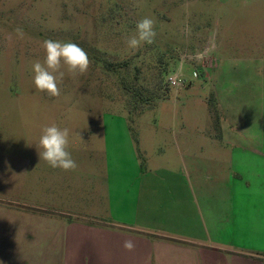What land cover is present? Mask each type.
I'll use <instances>...</instances> for the list:
<instances>
[{
  "label": "rangeland",
  "instance_id": "1",
  "mask_svg": "<svg viewBox=\"0 0 264 264\" xmlns=\"http://www.w3.org/2000/svg\"><path fill=\"white\" fill-rule=\"evenodd\" d=\"M144 17L155 41L130 49L125 40ZM45 39L77 43L91 61L83 75L62 66L58 97L33 83ZM222 113L237 138L261 149L264 0H0V264H40L53 239L61 264H99L95 229L110 210L106 142L126 132L159 170L175 162L174 126L185 125L188 139L210 138ZM51 124L70 129L74 171L39 158Z\"/></svg>",
  "mask_w": 264,
  "mask_h": 264
},
{
  "label": "crops",
  "instance_id": "2",
  "mask_svg": "<svg viewBox=\"0 0 264 264\" xmlns=\"http://www.w3.org/2000/svg\"><path fill=\"white\" fill-rule=\"evenodd\" d=\"M223 116L210 138L188 139L185 125L174 126L175 162L159 170L126 132L106 142L110 210L95 229L99 264H264V142L246 145ZM57 244L36 256L40 264H61Z\"/></svg>",
  "mask_w": 264,
  "mask_h": 264
},
{
  "label": "clouds",
  "instance_id": "3",
  "mask_svg": "<svg viewBox=\"0 0 264 264\" xmlns=\"http://www.w3.org/2000/svg\"><path fill=\"white\" fill-rule=\"evenodd\" d=\"M15 32L21 38L24 35L22 28L17 27ZM156 35L154 21L144 17L136 23L134 34L128 36L125 43L128 48L135 50L142 44L154 43ZM8 39H12L11 34ZM43 48V63L37 61L33 64V83L38 91L46 92L50 97H58L61 95L59 85L65 75L62 66H66L69 73L83 75L88 71L91 61L87 51L71 41L45 39ZM69 136L70 129L67 127L60 128L56 124L44 126L36 145L40 160L54 169L74 171L78 164L69 151ZM123 247L131 251L135 245L133 241L126 240Z\"/></svg>",
  "mask_w": 264,
  "mask_h": 264
},
{
  "label": "built area",
  "instance_id": "4",
  "mask_svg": "<svg viewBox=\"0 0 264 264\" xmlns=\"http://www.w3.org/2000/svg\"><path fill=\"white\" fill-rule=\"evenodd\" d=\"M169 84L172 85L173 87H181L184 85V82L181 81L180 78H174V77H171L169 78Z\"/></svg>",
  "mask_w": 264,
  "mask_h": 264
},
{
  "label": "trees",
  "instance_id": "5",
  "mask_svg": "<svg viewBox=\"0 0 264 264\" xmlns=\"http://www.w3.org/2000/svg\"><path fill=\"white\" fill-rule=\"evenodd\" d=\"M135 141L137 142V140L135 139Z\"/></svg>",
  "mask_w": 264,
  "mask_h": 264
}]
</instances>
